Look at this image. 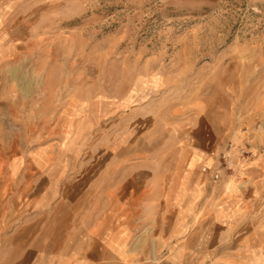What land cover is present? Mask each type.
<instances>
[{
	"label": "rangeland",
	"instance_id": "rangeland-1",
	"mask_svg": "<svg viewBox=\"0 0 264 264\" xmlns=\"http://www.w3.org/2000/svg\"><path fill=\"white\" fill-rule=\"evenodd\" d=\"M56 259L264 264V0H0V264Z\"/></svg>",
	"mask_w": 264,
	"mask_h": 264
},
{
	"label": "crops",
	"instance_id": "crops-1",
	"mask_svg": "<svg viewBox=\"0 0 264 264\" xmlns=\"http://www.w3.org/2000/svg\"><path fill=\"white\" fill-rule=\"evenodd\" d=\"M10 255H11V254H10ZM11 256H12V255H11ZM57 260H58V259H56V264H57ZM51 261H52V256H51ZM9 263H10V262H9ZM10 264H23V262L19 261L18 263H14V262H13V263H10ZM51 264H52V263H51Z\"/></svg>",
	"mask_w": 264,
	"mask_h": 264
},
{
	"label": "built area",
	"instance_id": "built-area-1",
	"mask_svg": "<svg viewBox=\"0 0 264 264\" xmlns=\"http://www.w3.org/2000/svg\"><path fill=\"white\" fill-rule=\"evenodd\" d=\"M217 176H218L217 174H214V175H213V178H214V179H216V178H217Z\"/></svg>",
	"mask_w": 264,
	"mask_h": 264
}]
</instances>
